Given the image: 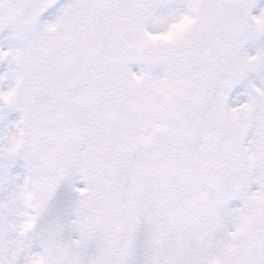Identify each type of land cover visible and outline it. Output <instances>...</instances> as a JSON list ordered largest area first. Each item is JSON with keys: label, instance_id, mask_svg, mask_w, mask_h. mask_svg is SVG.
<instances>
[{"label": "snow or ice", "instance_id": "6c2138e0", "mask_svg": "<svg viewBox=\"0 0 264 264\" xmlns=\"http://www.w3.org/2000/svg\"><path fill=\"white\" fill-rule=\"evenodd\" d=\"M0 264H264V0H0Z\"/></svg>", "mask_w": 264, "mask_h": 264}, {"label": "rangeland", "instance_id": "374dc122", "mask_svg": "<svg viewBox=\"0 0 264 264\" xmlns=\"http://www.w3.org/2000/svg\"><path fill=\"white\" fill-rule=\"evenodd\" d=\"M255 14V13H254Z\"/></svg>", "mask_w": 264, "mask_h": 264}]
</instances>
